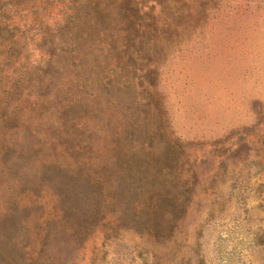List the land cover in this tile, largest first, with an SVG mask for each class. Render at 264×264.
Returning a JSON list of instances; mask_svg holds the SVG:
<instances>
[{
  "label": "rangeland",
  "instance_id": "obj_1",
  "mask_svg": "<svg viewBox=\"0 0 264 264\" xmlns=\"http://www.w3.org/2000/svg\"><path fill=\"white\" fill-rule=\"evenodd\" d=\"M2 3L8 19L24 25L32 38L33 56L43 53L36 44L42 31L70 7L68 0ZM145 4L137 22L150 24V37H157L148 51L159 60L161 110L145 107L150 95L139 87L152 65L147 40L138 36L126 51L115 12L117 50L103 52L112 64L117 61V80L132 78V85L111 90L117 105L84 113L87 123L66 144L81 142L91 163L104 156L116 132L119 148L140 145L149 136L154 147L144 142L130 155L151 162L168 142L177 143L171 174L180 179L176 190L185 199L184 211L172 231L156 236L140 229V218L133 221L126 205L114 210L103 203L97 210L86 191L87 199L73 203L77 215L70 218L85 235L70 230L67 237L61 223L51 220L56 210L51 192H42L41 208L17 213L16 230L14 223L2 226L1 237L18 242L13 264H25L20 254L38 263L48 256L53 264H264V0H166L159 10L154 1ZM109 41L114 42L106 38V47ZM37 169L31 163L28 176ZM5 186L0 178V208L9 192ZM141 203L140 197L133 201L135 213L150 217ZM47 221L53 222L48 228Z\"/></svg>",
  "mask_w": 264,
  "mask_h": 264
},
{
  "label": "trees",
  "instance_id": "obj_2",
  "mask_svg": "<svg viewBox=\"0 0 264 264\" xmlns=\"http://www.w3.org/2000/svg\"><path fill=\"white\" fill-rule=\"evenodd\" d=\"M2 1L0 178L6 181L5 188L9 192L0 208V264H13L12 255L19 253L17 241L1 237V232H6L3 224L8 222L13 226L14 223L11 230H16L19 227L17 213L27 215L41 208L42 192H51L50 197L56 204L51 220L61 223V230L67 237L70 230V235H85V230L75 229L70 218L77 215L73 203H79L83 197L87 199L86 191L94 197L97 210L103 203L114 210L116 204H123L131 209L133 221L140 218L137 222L140 229L156 236L166 230L167 233L172 231L176 217L185 208V199L179 196L182 192L176 190L180 179L176 180L171 174L177 161V143L168 142L163 154L153 157L151 162L150 157L130 155L131 150H138L144 142L154 147L149 136L143 138L140 145L123 143L119 148L116 132L104 156L91 163L81 142L66 144L72 142L74 133L76 135L87 123L82 122L84 113L95 112L105 105H117L111 90L131 83L132 78L117 80V61L112 64L106 53L117 50L115 35L121 23L126 51L138 36L140 40H147L144 43L147 45L146 59L152 60V65L146 66L145 84L140 81L139 87L150 95L145 107H153L156 112L161 110L157 91L156 63L159 60L152 58L148 51L150 39L157 37L156 34L150 37V24L141 26L137 22L148 0H68L70 7L36 40L35 43L43 47V53L38 56L32 55L34 42L27 37L26 29L21 28L24 25L8 19ZM151 1L158 5V10L166 3V0ZM151 7L155 6H148ZM115 12L121 15L118 26L111 24ZM109 37L114 41L108 42L110 48L104 44ZM31 163L38 169L29 177L27 169ZM22 169L26 173L14 176ZM139 197L141 207L150 217L145 212L144 217L135 213L133 201ZM49 221L47 228L53 223ZM20 256L25 264H31V260L36 264H53L48 256L39 263L36 259L29 258V262L28 258Z\"/></svg>",
  "mask_w": 264,
  "mask_h": 264
}]
</instances>
